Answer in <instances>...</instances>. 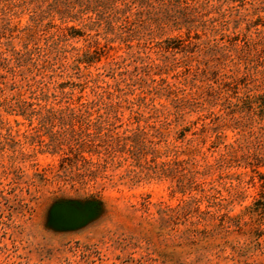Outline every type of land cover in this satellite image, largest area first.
Masks as SVG:
<instances>
[{"label": "rangeland", "instance_id": "374dc122", "mask_svg": "<svg viewBox=\"0 0 264 264\" xmlns=\"http://www.w3.org/2000/svg\"><path fill=\"white\" fill-rule=\"evenodd\" d=\"M157 16L193 29L116 26L130 42L88 65L76 60L102 38L56 21L39 55L0 66V264H264V214L248 212L264 185V0L180 1ZM23 101L40 114L11 111ZM96 122L135 149L90 174L73 155L96 161L88 150L111 140ZM65 200L97 203L95 218L54 230L48 210Z\"/></svg>", "mask_w": 264, "mask_h": 264}, {"label": "trees", "instance_id": "16d2710c", "mask_svg": "<svg viewBox=\"0 0 264 264\" xmlns=\"http://www.w3.org/2000/svg\"><path fill=\"white\" fill-rule=\"evenodd\" d=\"M180 1L187 5L195 2V0H0V38L5 39V42H0V66H9L13 61L16 65L22 66L31 60L33 55H39L42 50L41 43L45 45L53 38L49 32L51 29L58 28V25L55 24L56 21L60 23V26L64 25L62 30L73 33L72 35L80 36L81 31L75 26H67L68 22L83 23V28L95 31L96 35L102 38L103 46L96 47L92 54L86 53L76 60L77 63L88 65L98 62L104 49H109L110 44L116 40L130 42L127 38H120L114 34L116 26L125 29L134 22H138V25L142 26L152 23L160 31L171 27L177 30L184 28L186 37H188L193 29L191 23L179 20L170 22V19L163 18L161 20L157 16V11L162 6L175 5ZM227 1L239 3V6L243 4V0ZM20 15L27 16L26 25L11 26L10 18ZM144 16H146L145 19H143ZM148 27L150 26L148 25ZM15 41H17L16 44H14ZM136 58L138 61H143L140 56ZM12 85L16 88L15 82ZM49 98L55 99L56 96L49 97L41 91L39 93L33 91L29 96V99L36 102ZM15 107L18 110H15ZM27 107L29 104L23 101L20 106L11 105V111L30 118L40 114L39 111H28ZM102 130L110 134L111 140L104 146L96 145L88 150L89 153L96 156V161L86 160L82 148H79L73 155L74 159H80L89 164L90 174H96L99 169H105L113 161L115 154L128 143H130L128 151L133 152L135 149L133 137L119 135L115 132L114 127L105 128L102 122H96L94 124L96 134ZM64 159L71 162L70 157L63 158V162ZM191 188L188 190L192 191ZM261 188L258 199L248 208L251 216L264 214V185Z\"/></svg>", "mask_w": 264, "mask_h": 264}, {"label": "water", "instance_id": "95a60500", "mask_svg": "<svg viewBox=\"0 0 264 264\" xmlns=\"http://www.w3.org/2000/svg\"><path fill=\"white\" fill-rule=\"evenodd\" d=\"M97 203L65 200L53 203L48 210V225L56 231L77 230L97 214Z\"/></svg>", "mask_w": 264, "mask_h": 264}]
</instances>
